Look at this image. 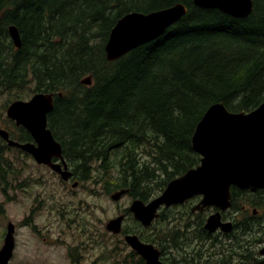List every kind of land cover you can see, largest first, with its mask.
Masks as SVG:
<instances>
[{
    "label": "trees",
    "instance_id": "obj_1",
    "mask_svg": "<svg viewBox=\"0 0 264 264\" xmlns=\"http://www.w3.org/2000/svg\"><path fill=\"white\" fill-rule=\"evenodd\" d=\"M252 1V14L236 19L199 8L194 0H0V95L8 96L3 110L37 93L54 94L48 128L74 177L103 186L107 195L127 189L132 200L148 202L200 165L192 138L211 106L223 103L230 112L250 113L264 103V0ZM177 4L188 13L161 37L107 60L106 45L120 19ZM12 26L19 31L20 49L10 37ZM89 76L92 85H83ZM7 123L11 139L33 141L26 129ZM11 150L0 137L1 163L11 164L5 154ZM249 196L264 200V190L233 189L231 211L243 213L240 200ZM176 209L170 221H162ZM191 218L187 207H173L145 229L151 235L159 228L174 232L160 240L163 248L157 246L163 259L172 249L189 257V245L197 252L208 241L215 258L236 253L239 264H264L259 249L241 246V251L239 243L221 242L219 234L205 230L204 217L193 230ZM256 218L248 214L244 223L252 228L247 243L254 247L264 236ZM238 220L234 217L235 232L228 234L232 241L239 240ZM128 231L153 243L144 233Z\"/></svg>",
    "mask_w": 264,
    "mask_h": 264
},
{
    "label": "water",
    "instance_id": "obj_2",
    "mask_svg": "<svg viewBox=\"0 0 264 264\" xmlns=\"http://www.w3.org/2000/svg\"><path fill=\"white\" fill-rule=\"evenodd\" d=\"M194 4L203 9H218L236 19H245L253 12L252 0H194ZM187 13V7L178 4L150 14L132 13L123 17L110 34L105 49L107 60L116 61L158 39ZM9 33L15 47L20 49L22 44L18 29L12 26ZM92 82L90 76L82 80L86 86L92 85ZM53 109L54 94L48 93H38L29 101L11 103L6 111L7 118L17 127L26 129L34 142L15 141L1 126L0 137L9 147L19 148L32 156L38 165L49 166L62 180L69 181L73 174L68 171L62 146L48 128V114ZM192 148L201 156L198 167L171 181L164 192L150 202L133 201L129 212L144 228H149L159 218L161 208L184 205L196 196L203 198L192 212H203L206 208L226 212L232 206L233 187L252 193L264 190V103L250 113L230 112L223 103L211 106L197 125ZM73 187L76 188L77 184ZM128 193L127 189L117 191L111 195V199L119 202ZM220 211L207 219L205 229L211 234L219 229L224 233L233 231L232 223L222 222ZM125 218L126 215H121L110 220L106 229L120 234ZM10 229L7 248L2 254L8 253L0 256L4 264H8L14 247L12 225ZM125 240L146 264H164L161 252L154 244L143 242L135 234L126 235ZM261 254L264 255V249Z\"/></svg>",
    "mask_w": 264,
    "mask_h": 264
},
{
    "label": "rangeland",
    "instance_id": "obj_3",
    "mask_svg": "<svg viewBox=\"0 0 264 264\" xmlns=\"http://www.w3.org/2000/svg\"><path fill=\"white\" fill-rule=\"evenodd\" d=\"M7 97V94L0 95V125L8 129L10 128V125L7 123L9 119L6 116V110H3V106L8 100ZM5 154H8L11 158V164H6L8 165L7 167H0V172H6L9 178L11 171L15 170L16 174L20 175L23 172L22 168H24L23 175L27 179L25 188L19 185L18 195L13 199L5 198L6 201L4 202L6 209L10 210L8 217L14 219L13 223L21 225L17 229L18 250L16 264H68L69 258L65 252L66 246L72 248L76 244H79L80 248H82L83 244L87 243V239L82 237L80 232L82 235L87 234V236L89 233L97 239L92 248L87 247L85 249L86 257L83 258L82 264H140V260L136 256L134 257L136 253L125 241L123 235H113L112 232L110 234L106 230V225L110 220L125 214V210L131 207V198L126 195L119 202H114L110 195L106 194L104 187L99 184L97 186L94 182L93 184H87L86 182L79 181L81 183L80 186L73 189L71 186H66L61 182L57 183L54 178L56 175L46 172V169L48 170L47 167L40 168L37 166L32 158H28V156L23 154L18 155L14 151H9ZM140 159L142 158L140 157ZM0 164L5 163H1L0 161ZM155 183L157 184V182ZM156 184L153 185V188H155ZM48 192L49 197L47 199ZM240 202L244 212L235 213V211L230 210L225 219L226 222L232 223L234 222V217L239 219L240 228L236 230L239 240L232 241L230 239L233 236L221 233L217 238L221 242L229 243V245L236 246L239 243L240 249L241 246H246V248L251 250L256 248L261 251L264 249V236L260 237L261 242L256 247L253 244L249 245L247 241L254 236V233L251 232V226L245 227L244 223L247 222L248 214L253 215V210H255L257 216L255 221L264 225V200L260 197L249 196L244 197ZM40 204L41 207L38 209L37 205L40 206ZM253 204H257L258 206H254ZM37 209L36 222L38 232L34 230L33 225H30L31 222L27 225L22 224L25 212ZM64 210H69L71 213L67 214L65 212L68 211ZM187 210L192 217L191 220L194 222L193 230L197 229V225L202 217L207 220L209 215L213 213V210H209L207 211L208 215L199 213L196 216L191 212V207H187ZM63 211L64 217L67 221L71 222V225L69 228H66V233L60 236L62 225L56 220V217ZM176 211L178 210L166 212L165 219H162V221H170L175 216L176 213L174 212ZM27 219L31 220L30 217ZM134 221L130 216L127 217L124 221L126 231L128 233V230L144 233L156 246L161 248L163 247L160 240L174 233L170 232L167 228H159L151 235L150 231L145 232V229L148 228H144L141 225L144 228L141 229L139 228L140 224ZM90 230H92L91 233ZM57 238L59 239L55 240ZM45 239L48 241L46 242ZM241 239L244 240V243L241 242ZM188 250L187 253H191L193 245ZM165 252L166 255L163 261L166 264L183 263V251L172 249ZM260 256L264 258L261 254Z\"/></svg>",
    "mask_w": 264,
    "mask_h": 264
},
{
    "label": "flooded vegetation",
    "instance_id": "obj_4",
    "mask_svg": "<svg viewBox=\"0 0 264 264\" xmlns=\"http://www.w3.org/2000/svg\"><path fill=\"white\" fill-rule=\"evenodd\" d=\"M13 151L18 155L23 154L25 156H28V158L31 157L30 155L21 152L17 148H15ZM7 166L8 165H6V164H0V167H7ZM37 166H39L40 168L45 167L43 165H37ZM47 168H48V170L46 169V172L53 174V175H56V177L54 176V178L56 179L57 183L61 182L62 184L66 185V186H71L73 189H76L78 186H80L81 183L79 182V180L77 178L74 177V172L69 165H68V169L73 174V177L69 181L61 180V177L58 174L53 172L49 167H47ZM23 169L24 168H22L23 172L20 175H17L15 170L11 171L9 174V178L7 177L6 172H0V176H1V182H0V187H1L0 188V256H6L7 255L8 252H5L4 254H2V252L7 245V240H8L7 238L9 236L10 230L12 229V228L10 229V226L12 225V227L14 229V233H13L14 247H13V250L11 252V256L9 258L8 264H16V255H17V250H18L17 229L20 228L21 225H19L18 223L15 224V222L13 223L14 219H10L8 217L10 210L6 209L4 202L6 201L5 198L13 199L16 197V195H18L19 185H22V188H25V184H26L27 179L24 178L23 173L25 170H23ZM86 183L87 184H93V181L91 180L90 182H86ZM75 184H77L76 188L73 187V185H75ZM22 188H21V190L23 191ZM48 197H49V192H48L47 199H48ZM200 201H201V197L196 196L192 200L188 201L184 206L185 207H191L192 206V208H193ZM37 203H39V202H37ZM15 204L16 203L14 200V205ZM37 207L39 209L41 207V204H40V206L37 205ZM38 209L26 211L25 217H24V222H22V224H24V225H27L31 222L30 225L34 226V230L36 232H38L37 222H36ZM64 211H68V212H65L67 214L71 213L69 210H64ZM64 211L60 212L59 215L56 217V220H58V222L61 223V225H62L60 236L63 235L64 233H66V228H69V226L71 225V222L67 221L66 218L64 217V215H63ZM207 211H209V209H206L205 211H203L201 213H204V215H208ZM193 214L196 216L199 215V213H193ZM28 217L31 218L30 221H29V219H27ZM91 232H92V230H90V233ZM110 234H112V233H110ZM121 234L123 235V237L125 239L126 235H128L129 233L126 231L125 228H123V231L118 235H121ZM80 235L87 239V243H84L82 248H80L79 244H76V246H73L72 248H69L68 246H66L65 252L69 258V260L67 262L68 264H82L83 258L86 257L85 256V254H86L85 249H87V247L92 248L94 243H96L97 239L95 236H93L89 233H88V236H87V234L82 235L81 232H80ZM113 235H115V234H113ZM58 239L59 238H57L55 240H58ZM45 241L47 242L48 240L45 239ZM208 243H210V242L206 241V244H203L197 252H195L194 250H192V252L189 254L186 252V256H189V257H183V263H181V264H210V262H213L214 260H217V259H222V262H224L222 264H239V263H241V259L239 258L238 254H236V253L234 255H228L227 259H225V257L227 255L224 253L216 254L217 257H219V258H215L214 253L210 254L208 251ZM10 245H12V244H10ZM189 247H190V245H189ZM229 257H231V258H229ZM161 259L164 260L163 256H162V252H161ZM163 263L166 264L165 262H163ZM0 264H4L3 258H0Z\"/></svg>",
    "mask_w": 264,
    "mask_h": 264
},
{
    "label": "bare ground",
    "instance_id": "obj_5",
    "mask_svg": "<svg viewBox=\"0 0 264 264\" xmlns=\"http://www.w3.org/2000/svg\"><path fill=\"white\" fill-rule=\"evenodd\" d=\"M178 5V4H177ZM183 5V4H182ZM134 13H137V12H134ZM130 14H132V13H130ZM129 15V14H128ZM127 16V15H126ZM125 17V16H124Z\"/></svg>",
    "mask_w": 264,
    "mask_h": 264
}]
</instances>
